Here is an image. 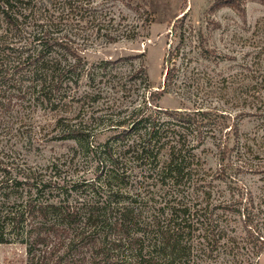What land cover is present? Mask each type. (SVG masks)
Listing matches in <instances>:
<instances>
[{"label":"trees","instance_id":"16d2710c","mask_svg":"<svg viewBox=\"0 0 264 264\" xmlns=\"http://www.w3.org/2000/svg\"><path fill=\"white\" fill-rule=\"evenodd\" d=\"M94 1L59 0L62 12L55 17L43 0H0V112L23 104L66 111L70 100L85 99L76 87L86 60L69 51L53 27L78 8L83 11L78 24L101 34L107 13ZM119 1L137 14L150 13L149 0ZM121 31L136 37L139 28ZM184 38L181 30L179 41ZM201 41L200 31L195 47L201 48L199 57L207 58L213 50ZM259 47L254 59L223 76L219 87L211 78L203 85L199 77L194 89L182 92L168 67L161 89L149 88L130 113L109 116L115 134L101 150L91 148L92 135L77 124L72 134H60L84 145L81 154L92 163L90 171L70 172V163L57 160L40 170L22 167L0 149V244L23 247L18 264H263L264 183L256 194L234 176L248 170L264 181V49ZM172 58L169 53L167 61ZM90 75L89 82L95 79ZM169 92L194 107L161 109L156 102ZM87 93L93 103L100 100L98 93ZM210 94L232 106L252 107L246 113L261 119L253 135L241 132L230 111L205 106L204 95ZM161 113L167 118L161 120ZM204 126L213 135L216 126L222 133L216 170L204 167L194 152L204 143ZM126 137L132 141L124 142ZM217 181L238 189L222 197Z\"/></svg>","mask_w":264,"mask_h":264},{"label":"rangeland","instance_id":"374dc122","mask_svg":"<svg viewBox=\"0 0 264 264\" xmlns=\"http://www.w3.org/2000/svg\"><path fill=\"white\" fill-rule=\"evenodd\" d=\"M58 1L43 0L55 17L62 12ZM101 1L95 0L94 5L105 7L107 21L104 22V30L107 29L108 33L102 30L101 34L96 35L89 25L84 22L78 24L76 19L83 12L80 10L79 14L78 8L64 13L62 21L56 19L58 23L53 27V32L64 38L67 49L79 52L86 60L81 72L83 75L76 87L78 94L85 99L77 102L70 100L65 106L66 111L36 110L23 104L25 107L13 106L9 113L0 112V149L3 148L4 153L22 167L31 166L40 170L48 162L57 160L62 163L67 161L68 165L70 163V172L90 171L92 163L81 154L84 145L81 147L78 141L71 137H60V134H72L78 125L92 135L91 148L101 150L103 143L115 134L107 121L109 116L116 117L122 111L123 114L130 113L143 103L144 95L147 98L149 88L161 89L168 67L174 74L173 83L182 92L194 89L199 77L201 84H208L211 78V82L216 81L219 87L218 81L223 76L240 71L248 61H252L257 48L260 50L259 46L264 49V0H237L235 5L232 0H149L150 13L146 14L147 17L137 14L119 0L109 3ZM114 2L116 5L112 7ZM182 14H185L184 19L179 21L177 18ZM110 16L113 18L108 21ZM260 18V30L254 34L255 23ZM134 25L139 28L136 37L121 33V30L132 29ZM181 30L185 32L182 43L179 41ZM200 31L202 41L199 45L213 50L207 58L199 57L201 48L195 47ZM110 34L118 38L109 40ZM169 53L173 55L171 62L167 61ZM72 56L68 54L69 58ZM90 73L95 79L89 82ZM87 92L98 93L100 100L93 103ZM210 95H204L205 106L230 111L232 120L239 124L241 132L253 135L261 119L246 113L254 111L252 107L237 103V106H232L224 97ZM156 103L161 109L169 110L194 107L193 101L182 99L174 92L165 93ZM242 110L244 113L240 115ZM20 111L22 113L17 115ZM161 116V120L167 118L164 113ZM201 128L204 143L194 152L201 157L204 167L216 170L222 148L217 137L222 133L217 126L214 135L209 126ZM193 133L196 134L195 131ZM191 138H194L193 135L188 138L190 143L196 144V139ZM124 139V142L132 141V137ZM112 147L120 149L119 144L112 143ZM234 176L256 194L261 191L264 181L260 174L245 170L236 171ZM216 183L219 185L217 192L222 197L224 194L228 196L227 191L232 193L238 189L234 183ZM23 250L21 245L0 244V264H18ZM262 262L264 264V255Z\"/></svg>","mask_w":264,"mask_h":264}]
</instances>
